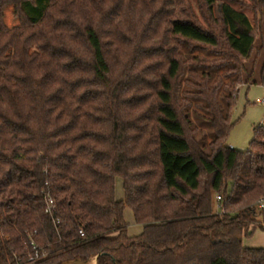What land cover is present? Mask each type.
Here are the masks:
<instances>
[{
	"label": "trees",
	"instance_id": "16d2710c",
	"mask_svg": "<svg viewBox=\"0 0 264 264\" xmlns=\"http://www.w3.org/2000/svg\"><path fill=\"white\" fill-rule=\"evenodd\" d=\"M185 2L0 0V264H264L243 244L264 231V125L247 151L226 146L234 94L224 113L221 80L185 58L217 50L213 68L242 70L264 0ZM182 84L207 104L209 153Z\"/></svg>",
	"mask_w": 264,
	"mask_h": 264
},
{
	"label": "rangeland",
	"instance_id": "374dc122",
	"mask_svg": "<svg viewBox=\"0 0 264 264\" xmlns=\"http://www.w3.org/2000/svg\"><path fill=\"white\" fill-rule=\"evenodd\" d=\"M175 1L178 4V9H185L183 8L186 4L185 0ZM200 1L203 5L205 4V0ZM257 1L258 0H256V3ZM259 10V24L258 30H256L254 50L249 59L240 60L243 69L239 70V72L233 71L232 66L226 68H213L223 59L221 55L215 53L217 50L197 47L192 54H188L185 51L186 59L191 61L195 58L196 64H200L195 68L198 69L197 71L199 73H210L211 78L208 82L210 86L215 85V82L219 83V80H221V83H219V85L217 84L219 88L216 93V100L224 113L227 111L226 98L230 93L234 94L233 99L235 101L230 115L232 128L226 139V146L238 151H247L252 141L255 139V129L264 125V103H258V101H264V86L258 84L260 73L264 65V5H261ZM211 28L217 32L220 30V26L215 23H211ZM193 63L194 62L191 61L190 65ZM189 68L192 67L189 66ZM187 77L186 75L185 78ZM186 90L193 93L197 90L186 88L182 84L179 97L181 104H183V101L189 103L185 113L189 118L191 128L195 129L196 140L204 151L209 153V145L213 139V129L210 124L211 115L206 109L207 104L202 99L186 97L183 94ZM118 179L115 180V184L119 186V182H122V180L120 178ZM128 211L130 212L129 214ZM215 211L220 212L219 208H215ZM125 218V221L129 224L128 233L130 235H136L141 227L134 223L132 211L126 210ZM258 218L264 225L263 211L262 215ZM243 244L245 248L249 249H264V231L257 229L253 232L251 237L244 239Z\"/></svg>",
	"mask_w": 264,
	"mask_h": 264
},
{
	"label": "built area",
	"instance_id": "2783aa9c",
	"mask_svg": "<svg viewBox=\"0 0 264 264\" xmlns=\"http://www.w3.org/2000/svg\"><path fill=\"white\" fill-rule=\"evenodd\" d=\"M258 103H264V101H258ZM45 202H46V213L47 214H52L55 211V209H56V204H55L54 199L49 194H46L45 195ZM259 207H260V209L264 208V201L260 202ZM220 213L223 214L224 211L221 210ZM79 236L80 237H84L85 236V234H84V232L82 230L79 231ZM32 245H33V243H32ZM34 249H35V247H34ZM39 257H40L39 253L36 252L34 257H32L30 259V261L38 259Z\"/></svg>",
	"mask_w": 264,
	"mask_h": 264
},
{
	"label": "crops",
	"instance_id": "0c3cea01",
	"mask_svg": "<svg viewBox=\"0 0 264 264\" xmlns=\"http://www.w3.org/2000/svg\"><path fill=\"white\" fill-rule=\"evenodd\" d=\"M118 178H120V177H117L116 179H118ZM121 180H122V178H120ZM119 180V179H118ZM117 194V195H116ZM123 194H124V190H123V180H122V182H119V186L118 185H116L115 184V198H116V200L117 201H122V200H124V198H123ZM125 197V196H124ZM126 210H130L129 208H126L125 209V211H124V217H126ZM131 211V210H130ZM263 212H264V208H263V210H262ZM130 212L128 211V214H129ZM133 213V212H132ZM127 216H129V215H127ZM134 216V215H133ZM130 218V217H129ZM125 220H126V218H125ZM133 221H134V223H135V219H133ZM128 224V223H127ZM128 227H129V224H128ZM141 227V229H140V231L136 234V235H130L129 233H128V236L129 237H131V238H133V237H138V236H140L142 233H143V226H140ZM129 229V228H128Z\"/></svg>",
	"mask_w": 264,
	"mask_h": 264
},
{
	"label": "water",
	"instance_id": "95a60500",
	"mask_svg": "<svg viewBox=\"0 0 264 264\" xmlns=\"http://www.w3.org/2000/svg\"><path fill=\"white\" fill-rule=\"evenodd\" d=\"M98 258H99V256H96V257H94L90 260H87V261L75 259V260L65 261L61 264H97Z\"/></svg>",
	"mask_w": 264,
	"mask_h": 264
}]
</instances>
